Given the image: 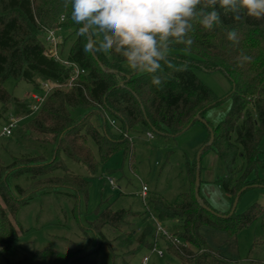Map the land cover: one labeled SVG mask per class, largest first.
I'll use <instances>...</instances> for the list:
<instances>
[{"label":"trees","instance_id":"obj_1","mask_svg":"<svg viewBox=\"0 0 264 264\" xmlns=\"http://www.w3.org/2000/svg\"><path fill=\"white\" fill-rule=\"evenodd\" d=\"M222 20L223 24L212 31L197 25L189 51H184L183 46L172 50L173 63L177 67L187 63V70L178 72L164 66L165 82L157 88L151 84L150 76L131 72L118 55L86 53V39L79 35L80 26L71 20L70 6L65 8L63 0H0V102L4 111L12 105L18 116L15 118L20 121L34 115L28 125V138L53 146L51 159L44 155L25 156L0 167L2 251L14 249L19 237L14 218L35 197L66 196L74 201L76 212L81 200L88 199L92 181L106 163L117 155L132 162L131 133L138 126L165 139H174L202 124L200 119L206 121V112L221 104V100L197 77L195 70L220 72L233 85L229 95L232 104L225 119L216 126L208 121L203 124L214 133L213 142L205 145L204 150L212 149L225 166L226 175L220 183L232 201L230 211L243 188L246 190L240 199L250 189H264V179L258 176V169L264 168V158H260L264 141V20L246 17L241 22L230 16ZM53 29L69 32L62 39L59 54L63 60L76 64L83 74L76 76L72 65L46 56V31ZM231 29L238 32V45L226 38ZM70 36L74 40L66 49ZM241 50L252 57L243 66L236 60ZM9 79L31 83L37 90L35 93L41 95L44 83L60 86L34 112L30 101L19 100L7 92L4 83ZM74 111L83 114L75 116ZM109 119L117 122L118 130L110 125ZM90 142L97 147L98 156ZM65 157L85 166L88 176L71 172ZM59 170L64 174L55 176ZM198 171L199 163L188 164V178L194 176L195 188ZM23 176L29 186L16 184L12 189L13 180ZM195 188L180 194L173 203L157 193L147 196L146 211L141 215L145 227L140 235L129 233L127 240H119L127 246L135 242L136 252L142 248L152 250L157 246L153 220L156 219L179 240L177 244L161 236L167 254L178 264H237L221 251L210 248L202 228L234 236L264 217V205L256 203L240 215L235 212L229 215L230 211L214 209L199 189L200 204ZM131 216L137 215L126 210L113 211L110 207L101 210L99 206L95 218L82 227L87 245L77 246L73 251L45 248L34 251L32 257L40 264H113V243L105 230L109 228L123 235L122 227L130 224L127 218ZM28 259L30 256L24 254L16 264Z\"/></svg>","mask_w":264,"mask_h":264},{"label":"rangeland","instance_id":"obj_2","mask_svg":"<svg viewBox=\"0 0 264 264\" xmlns=\"http://www.w3.org/2000/svg\"><path fill=\"white\" fill-rule=\"evenodd\" d=\"M68 33L62 31V37L67 38ZM68 40L66 49L71 46L74 38L70 36ZM194 72L211 89L213 95L221 100V104L205 114L206 121L216 126L225 119L231 108L232 100L229 95L233 90L232 82L220 72ZM4 88L14 98L26 101H30V95L37 91L33 84L14 79L7 80ZM73 113L75 116L83 114L81 111ZM33 116L21 119L12 136L0 135V167L9 166L14 159L25 156L44 155L51 159L53 146L28 138V125ZM11 117H18L13 106H8L4 111L0 102V134ZM93 121L98 125L95 118ZM209 133L202 123L194 125L174 139H165L153 134L146 127L138 126L131 133L134 160L130 162L129 159L124 160L121 155H117L106 163L98 177L93 179L88 199L81 200L76 212L73 211L74 201L63 195L37 196L28 205L22 206L14 218L19 237L14 249L2 251L0 248V264H16L24 254L30 256V259L23 264H40L32 257L36 250L53 248L73 251L77 246L87 245L88 241L83 239L82 227L95 218V211L99 206L101 210L110 207L113 211L126 210L137 215L127 218L130 224L122 227L123 235L109 228L105 230L106 236L113 243V264H141V260L147 255H151L149 264H178V260L167 254L162 241L158 242V246L165 252L163 257L151 254L145 248L136 252L138 247L135 242L127 246L124 241L129 238V233L139 236L145 227L141 215L146 211V204L140 196L143 186L148 188V196L157 193L170 203L175 202L180 194L194 191V176L189 180L187 166L197 163L202 149L209 144ZM90 146L98 156L95 144L90 142ZM260 151V158L263 159L264 141ZM65 162L71 172L88 176L87 169L82 164L66 157ZM199 171L200 195L214 209L229 212L232 201L220 183L226 175L225 166L212 149L202 152ZM63 174L61 170L54 173L55 176ZM258 176L264 179V168L258 169ZM109 179L114 181L116 187L109 184ZM16 184L26 188L30 183L23 176L13 180L12 189ZM256 203L264 205V189L254 188L245 192L235 214L244 213ZM202 233L211 249L221 251L225 257L237 264H264V217L234 236L210 227H203Z\"/></svg>","mask_w":264,"mask_h":264},{"label":"clouds","instance_id":"obj_3","mask_svg":"<svg viewBox=\"0 0 264 264\" xmlns=\"http://www.w3.org/2000/svg\"><path fill=\"white\" fill-rule=\"evenodd\" d=\"M70 18L86 39V53L115 54L133 73L147 74L160 88L165 82L164 66L186 71L187 63L176 66L171 52L176 46L189 51L198 25L206 31L223 24L222 17L243 21L264 20V0H63ZM233 45L239 44L235 29L226 32ZM243 66L252 57L243 50L236 57Z\"/></svg>","mask_w":264,"mask_h":264},{"label":"built area","instance_id":"obj_4","mask_svg":"<svg viewBox=\"0 0 264 264\" xmlns=\"http://www.w3.org/2000/svg\"><path fill=\"white\" fill-rule=\"evenodd\" d=\"M62 39H63V37L61 34V29H53V30H47L46 31V37H45V43H46V48H47L46 53H45L46 56L49 58H53V59L65 64L67 66L72 65L74 68V72H75L76 76H78L79 74H83L84 71L80 70V68L76 64L70 63L67 60H63L60 57L59 47L61 45ZM72 80L70 81V84H71ZM58 86H60V85H53V84H49V83H44V84H42V89L44 90L43 95L38 94V93H33L30 95V105H31L34 112L39 110V108L44 103L47 96L51 93V91H53V89L55 87H58ZM19 121H20L19 119L15 118V117H11L9 119V121L7 122V124L3 127L0 135L3 137L12 136L13 131L17 127ZM109 123L115 130H118V124L114 119H109ZM149 136H150V138H153L152 135L149 134ZM109 184L111 186L116 187L115 183L112 179H109ZM140 196L146 202V199L148 196V188L146 186L142 187V191L140 193ZM153 220H154L155 225H156L155 241H156L157 246H155L150 251H151V254H156L158 257H163L165 255V252L163 249H161L158 246V242L162 241L161 236H165L168 239L173 240V242L177 243V244L179 243V240L177 238H173V236L168 232V230H166V228L162 225V223H160L156 219H153ZM150 261H151V255H147V256L143 257V259L141 260V264H149Z\"/></svg>","mask_w":264,"mask_h":264},{"label":"water","instance_id":"obj_5","mask_svg":"<svg viewBox=\"0 0 264 264\" xmlns=\"http://www.w3.org/2000/svg\"><path fill=\"white\" fill-rule=\"evenodd\" d=\"M200 122H202L203 124L207 125L206 121H204V120H202V119H200ZM209 130H210V141H209V144H211V143L213 142V140H214V133H213V130H212V129H209ZM204 149H205V147L202 149L201 154H202V152L204 151ZM201 154H199V157H198V161H197V163L200 162ZM199 189H200V171L197 172V176H196V188H195V194H196V199L198 200V202H199L200 204H202V200H201L200 197H199ZM245 190H246V188H243V189L240 190V192L237 194V196H236V198H235V200H234V203H233V208H232V210H231V212H230L229 215H233V214H234V212H235V210H236V208H237V205H238V203H239L240 196L242 195V193H243ZM207 209H208L211 213H213V214H217V213L214 212L212 209H210V208H207ZM217 215L223 217V216L220 215V214H217Z\"/></svg>","mask_w":264,"mask_h":264}]
</instances>
